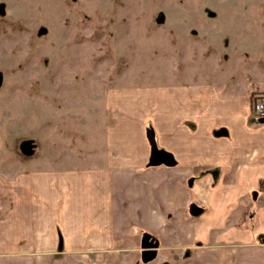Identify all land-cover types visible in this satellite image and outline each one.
Returning a JSON list of instances; mask_svg holds the SVG:
<instances>
[{
    "label": "crops",
    "instance_id": "1",
    "mask_svg": "<svg viewBox=\"0 0 264 264\" xmlns=\"http://www.w3.org/2000/svg\"><path fill=\"white\" fill-rule=\"evenodd\" d=\"M239 28L166 85L108 90L73 167L2 169L0 264H145V235L147 264H264V16ZM150 131L175 166H149Z\"/></svg>",
    "mask_w": 264,
    "mask_h": 264
},
{
    "label": "rangeland",
    "instance_id": "2",
    "mask_svg": "<svg viewBox=\"0 0 264 264\" xmlns=\"http://www.w3.org/2000/svg\"><path fill=\"white\" fill-rule=\"evenodd\" d=\"M263 16L264 0H0V171L73 167L102 138L108 90L166 85Z\"/></svg>",
    "mask_w": 264,
    "mask_h": 264
},
{
    "label": "water",
    "instance_id": "3",
    "mask_svg": "<svg viewBox=\"0 0 264 264\" xmlns=\"http://www.w3.org/2000/svg\"><path fill=\"white\" fill-rule=\"evenodd\" d=\"M2 75L0 74V87L2 86ZM261 124H264V119L260 120ZM148 138L150 140L152 146V158L150 161V167H157L161 165H165L168 167H173L176 165L174 158L158 149L154 133L150 131ZM254 199H257V194H255ZM203 213V210L193 205L191 207V215L194 217H199ZM143 252V262L145 264L152 262L157 257V250L159 248V243L150 235H145L142 243Z\"/></svg>",
    "mask_w": 264,
    "mask_h": 264
},
{
    "label": "built area",
    "instance_id": "4",
    "mask_svg": "<svg viewBox=\"0 0 264 264\" xmlns=\"http://www.w3.org/2000/svg\"><path fill=\"white\" fill-rule=\"evenodd\" d=\"M253 117L260 121L264 119V93H256L253 98Z\"/></svg>",
    "mask_w": 264,
    "mask_h": 264
},
{
    "label": "trees",
    "instance_id": "5",
    "mask_svg": "<svg viewBox=\"0 0 264 264\" xmlns=\"http://www.w3.org/2000/svg\"><path fill=\"white\" fill-rule=\"evenodd\" d=\"M33 156H23L22 157V160L23 161H26V160H29V159H32Z\"/></svg>",
    "mask_w": 264,
    "mask_h": 264
}]
</instances>
